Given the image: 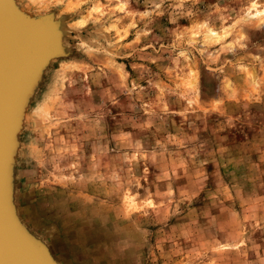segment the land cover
<instances>
[{
    "label": "rangeland",
    "instance_id": "1",
    "mask_svg": "<svg viewBox=\"0 0 264 264\" xmlns=\"http://www.w3.org/2000/svg\"><path fill=\"white\" fill-rule=\"evenodd\" d=\"M18 3L58 26L11 133L17 226L57 264H264V0Z\"/></svg>",
    "mask_w": 264,
    "mask_h": 264
},
{
    "label": "bare ground",
    "instance_id": "2",
    "mask_svg": "<svg viewBox=\"0 0 264 264\" xmlns=\"http://www.w3.org/2000/svg\"><path fill=\"white\" fill-rule=\"evenodd\" d=\"M22 7L20 8L18 0H0V55L3 53L11 54L7 46H12V44H20L21 46L25 44L28 38L34 39L37 43L47 42L48 44L49 40H46V37L50 29L54 25L58 26L55 24L57 18L54 16H45V14L31 16L27 10H22ZM48 56L49 54L46 56L45 60H47ZM43 59L44 58L34 64L30 73L31 75H36L37 71L43 68L42 66H44L45 62V60L43 62ZM31 81L32 79L30 78V81L25 85V89H21L19 93L16 89H12L11 85L5 101H3V95L0 99V187L2 188L0 200L1 203L4 204V211L3 213L0 212V243L5 242V239L10 235L8 231H12L18 243L27 242L28 246H30L29 250L35 255L39 263L57 264V259L54 257L47 244L37 237H32L29 234L30 231L28 233L29 236H27L17 226L16 222L19 219L18 210L14 202V195L9 190L12 187L11 182L13 184L15 181L17 185V163L15 159L17 144H14V141L19 142L16 137H12L11 133L14 127L20 125L21 116L24 112L22 103L24 104L23 100L25 96L23 94L28 91ZM18 84H20V82ZM2 85L9 86L1 80L0 90ZM11 173L12 181H10ZM23 222L24 221H22V223ZM14 229L18 232L16 233ZM22 236L26 238H22ZM27 259L29 263H34L32 258Z\"/></svg>",
    "mask_w": 264,
    "mask_h": 264
},
{
    "label": "water",
    "instance_id": "3",
    "mask_svg": "<svg viewBox=\"0 0 264 264\" xmlns=\"http://www.w3.org/2000/svg\"><path fill=\"white\" fill-rule=\"evenodd\" d=\"M7 49H10L11 54L3 53L0 55V81L2 80L6 85H9H2L1 87L0 99L3 95V101L7 98L11 85L12 89H16L19 93L21 89H25V85L30 81V78L33 79L30 73L34 64L46 56L48 44L37 43L34 39L28 38L25 44L21 46L20 44H12V46H7ZM19 82L20 84H18ZM1 191L2 188L0 187ZM3 211L4 204L1 203L0 212L3 213ZM15 232L18 231L15 230ZM8 233L10 235L5 239L6 241L0 243V264H41L29 250L30 246L27 242L18 243L13 232L8 231ZM22 238L26 237L22 236ZM27 258H32L34 263H29Z\"/></svg>",
    "mask_w": 264,
    "mask_h": 264
}]
</instances>
